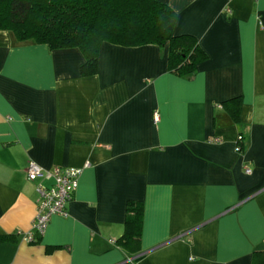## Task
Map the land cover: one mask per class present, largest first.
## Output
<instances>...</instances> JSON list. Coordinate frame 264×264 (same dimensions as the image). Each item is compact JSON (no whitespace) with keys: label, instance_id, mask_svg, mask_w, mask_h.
<instances>
[{"label":"crops","instance_id":"1","mask_svg":"<svg viewBox=\"0 0 264 264\" xmlns=\"http://www.w3.org/2000/svg\"><path fill=\"white\" fill-rule=\"evenodd\" d=\"M157 1L207 54L190 80L167 71V44L104 41L83 76L78 48L0 30V264H251L264 250V0ZM236 96L237 122L221 107ZM30 160L81 169L34 242ZM129 200L143 203L138 259L114 243Z\"/></svg>","mask_w":264,"mask_h":264},{"label":"trees","instance_id":"2","mask_svg":"<svg viewBox=\"0 0 264 264\" xmlns=\"http://www.w3.org/2000/svg\"><path fill=\"white\" fill-rule=\"evenodd\" d=\"M176 19L177 13L157 0H0V30L10 31L19 42L49 49L78 48L84 57L83 76L97 73L99 47L106 41L127 47L167 44V71L192 79L207 54L193 36L174 35ZM221 107L239 121L240 96L223 101ZM142 222L143 203L129 200L123 233L114 243L130 258L141 256ZM9 238L0 235V241ZM251 264H264V250L252 253Z\"/></svg>","mask_w":264,"mask_h":264},{"label":"built area","instance_id":"3","mask_svg":"<svg viewBox=\"0 0 264 264\" xmlns=\"http://www.w3.org/2000/svg\"><path fill=\"white\" fill-rule=\"evenodd\" d=\"M159 114L153 112V121L158 122ZM212 141H219L214 138ZM241 146L238 147L240 150ZM245 173H250L251 168L246 166ZM26 177L29 181L36 183V192L38 195L36 212L32 221V227L26 232L23 239L27 242H34L37 236H40L52 215L66 216L67 204L73 199L78 187V179L81 173L80 168L54 166L51 169H45L30 160L25 168ZM43 181H48L44 184Z\"/></svg>","mask_w":264,"mask_h":264}]
</instances>
